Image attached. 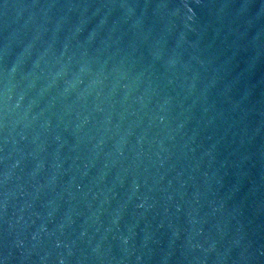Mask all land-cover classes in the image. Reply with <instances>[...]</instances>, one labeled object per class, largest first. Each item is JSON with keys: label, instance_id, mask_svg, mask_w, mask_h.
<instances>
[{"label": "water", "instance_id": "95a60500", "mask_svg": "<svg viewBox=\"0 0 264 264\" xmlns=\"http://www.w3.org/2000/svg\"><path fill=\"white\" fill-rule=\"evenodd\" d=\"M0 264H264V0H0Z\"/></svg>", "mask_w": 264, "mask_h": 264}]
</instances>
